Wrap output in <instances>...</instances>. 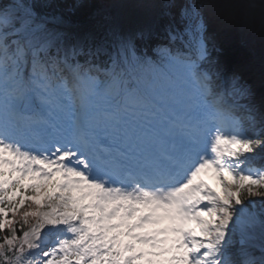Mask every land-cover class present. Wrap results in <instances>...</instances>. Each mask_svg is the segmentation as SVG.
I'll list each match as a JSON object with an SVG mask.
<instances>
[{
	"label": "snow or ice",
	"instance_id": "1",
	"mask_svg": "<svg viewBox=\"0 0 264 264\" xmlns=\"http://www.w3.org/2000/svg\"><path fill=\"white\" fill-rule=\"evenodd\" d=\"M188 20L195 59L161 50L184 69L187 90L168 126L178 147L160 160L129 139L120 155L131 161L113 163V148L42 120L30 125L37 131L29 144L14 121L0 122V264H264V218L247 211L250 201L264 202V166L252 163L264 153V116L245 86L233 80L226 96L214 72L199 71L212 64L206 29L198 12ZM28 27L0 8V102L34 93L81 110L102 96L125 109L138 103L131 73L49 59L25 39ZM126 63L149 67L130 54ZM257 228L260 259L252 256ZM48 232L56 239L44 250Z\"/></svg>",
	"mask_w": 264,
	"mask_h": 264
},
{
	"label": "trees",
	"instance_id": "2",
	"mask_svg": "<svg viewBox=\"0 0 264 264\" xmlns=\"http://www.w3.org/2000/svg\"><path fill=\"white\" fill-rule=\"evenodd\" d=\"M20 1L21 3L18 5L13 0H0V8H2L3 14L17 23L15 20L18 14L9 12L10 6L15 5L17 12L23 11V14L30 17L31 28L37 27L39 22L45 20L67 28L82 27L90 34L81 49L83 55L77 54L73 61L78 64L86 60L93 61V64L101 70L108 66L109 60L105 56L97 54L95 47L98 40L102 38L106 42L108 41L106 28L109 25L114 6L119 0ZM208 1L154 0L155 16L161 29L153 38L167 41L169 34H178L179 38L176 41H178L179 50L175 53L174 50H171L168 52L169 56L178 55L183 58L191 56L194 60V53L190 51L188 39L184 34L189 25L188 16L193 11L198 12L205 25L206 31L203 39L208 49L209 59L212 61L211 65L205 64L199 71L205 72L208 69L214 72L218 86L221 91L224 90L226 96L231 94L233 80L245 86L250 92L252 106L259 115L264 116V73L261 72V68H264V62H260V59L264 57V0H255L254 4L251 2L247 4L245 0H241L240 4L233 8V19H242L243 17L246 19L247 11L251 10L252 12V29H248L241 36H238L234 29L226 31L220 28L222 25L221 16L209 13L207 10ZM259 2H262L261 6H258L257 3ZM231 23L232 20H228L227 24L230 25ZM96 24L102 27L98 29ZM244 37L250 39L249 49L240 46V38ZM143 40L144 37H141L136 41V47L140 54L142 47H144ZM51 53L58 57L61 51L59 48H55V51ZM260 155L261 153H258L252 161L256 168L264 166V159L258 158ZM250 203L252 207L248 209L256 212L259 218H264L260 217V214L264 213V202L253 200Z\"/></svg>",
	"mask_w": 264,
	"mask_h": 264
},
{
	"label": "rangeland",
	"instance_id": "3",
	"mask_svg": "<svg viewBox=\"0 0 264 264\" xmlns=\"http://www.w3.org/2000/svg\"><path fill=\"white\" fill-rule=\"evenodd\" d=\"M13 1L15 3H17L18 5H19V3H21L20 0H13ZM121 1L117 2V4L115 5L114 13H111L110 22H109L110 24L107 27L111 38H112V26H113V23L115 21L116 13H118L120 11H121L122 19H123V24L125 25L126 30L129 31V30H132L134 28V30H132L133 32H131V37H130L131 41H134L136 39V37L141 33H142V35L147 34V36H148L150 34V31H151V33H153L152 31L154 29L156 31L157 30L160 31V27H159L158 23L156 25V16H155L156 15V7H155V4L152 0H136L134 2H130V3H126V4H124V2H121ZM240 1L241 0H209L208 4H207V10L211 14H219L221 16V22H222V25H220L221 29H225L226 31H228L229 29H234L236 31V34L239 35L238 28L236 27L234 22L232 21V23L230 25H228L227 23H228V20L232 19V13L234 12L233 8L237 7L240 4ZM245 2L247 4L249 2L254 4L255 0H250V1L245 0ZM9 12L11 14H16V13L18 14L17 19L15 20L17 22L16 23L17 25H20L22 21H27L29 27L27 28V30L25 32V39L32 42V40L28 39V37L32 33L39 32V36L35 40V41H37V43L35 42V44H33L36 48L45 47V49H47L51 46L55 47L58 43L57 40L61 38L60 36L64 32H68V33H66V35H68V37L65 38L62 42L63 46H65L66 54L71 56V53H72V50L74 49V47H77L75 52L78 50V52H80V54H81V51H79V48L82 47L83 43L85 42V39L89 36V33L85 30L74 29V30H71L69 32L63 26H60L59 24H55L54 22H51L48 20H45L43 22H39L38 27L35 29H32V28H30V17L23 14V11L20 13L17 12L15 5L10 6ZM248 15L249 16L251 15L250 12H248ZM239 20L244 22L245 18L243 17L242 19H239ZM96 26L98 29H99V27H102L99 24H96ZM149 26L151 27L149 29L150 31H148ZM247 27L250 30L252 29V25H251L250 20H248L247 22L245 21V26H243L242 29L245 30V29H247ZM68 39H71L72 41H69ZM45 40H47V41L45 42ZM148 41H149V38L147 37L146 43H148ZM170 49L171 48L167 47L166 45L160 46V45L152 44L149 46V50H150L149 53L152 54L153 57H150L149 55H147V57L145 59L144 58L140 59L139 56H135L133 54V57L136 60L144 61V62H146V64L152 65V70H150L151 72L147 71L145 69V72L147 74L146 80L143 82L142 79H139V81H138L137 86H139L140 91L137 92V98L142 97L147 101L149 100L150 103L154 102V103H156V105H155L156 107H158L162 104L168 105V103H166L164 99H158L164 93L172 92L174 89H175L174 91H176L178 89V90H181L180 95H184V93L187 90L186 83H185L184 69L181 67L180 63L170 64L167 57H165L163 52H161V50H164L168 54V51ZM173 50H175V49H173ZM97 52H99V54H107L108 56L111 53L109 47L104 43V40L103 41L101 40L99 42V44L97 46ZM113 55H114V57H113V59H111V62L109 63V67L107 68V70L105 72L97 70L93 66V62H89V61L82 62L80 64V66L85 67V68H91L93 70H97L98 73L103 74V73H106L111 66L116 65L115 64L116 62L118 63L117 58H115L116 54H113ZM174 56H178V55H174ZM47 57H48V55H47ZM42 58H43V56H42ZM74 58H75V56H74ZM164 58H166V59H164ZM156 60L157 61L161 60L160 62L162 64H160V67L156 64ZM260 62H264V57H262V59H260ZM225 64H226V62H225ZM131 69L132 68H130V72H132V74L136 76L137 73L135 72V70L134 69L131 70ZM261 69H262L261 72L264 73V68L262 67ZM168 84L171 85L172 89L170 87H167ZM104 98L105 97L102 96V97L93 99L89 103V105L92 104V106L87 107V109L84 111L86 113H89V111L91 109L95 108L93 111H90V114H89L91 121L93 119V121L95 123H98V120L101 117V111L103 109L102 106H103ZM110 99H113V98H110ZM19 100L20 99L12 101V100L6 99V100L0 102V122L14 121V119L11 118V115H13V116L17 115V108L19 105ZM37 100H38V102H37V116H41V115L45 114L44 109L47 106H46V103H43L38 96H37ZM181 100H183V99L181 98ZM260 100H262V99L260 98ZM55 101L60 102L61 100L57 99ZM65 102L67 103L69 110H72L73 104H69L67 101H65ZM76 105L78 106V102ZM137 106H138L137 108L135 106H132L131 108H129V110H125V113L128 114V116H126L125 118H124V116L122 117L123 114H122L121 110L117 111L119 106L117 107L115 113L116 112L121 113V117H122L121 119L122 120L123 119L124 120H130L131 117H134L135 120L140 121V123H144V122H146L147 116L145 115L146 118H142L144 115L140 114L141 111L143 110L142 109L143 106H141V105H137ZM155 106L150 108L149 110L151 112H155L156 111ZM134 108H136L137 111L135 114H132V111ZM108 110H109V108H108ZM79 111H80V108H78L77 112L73 115L75 117L74 119H78L79 115L77 113ZM110 112H112V111H110ZM70 116H72V115H70ZM147 120H148V118H147ZM114 122H115L114 118L109 119L106 121V126L107 125L111 126V124H113ZM15 123L17 125L18 131L23 130V133H24L27 130L26 128L23 127V125H21V122L19 121L18 118L15 120ZM74 130L77 131L78 128H75ZM91 130H92V128H91ZM21 137H22V135H21ZM258 158L260 160L262 158L264 159V153H261V155ZM249 210L252 212H250ZM249 210L247 209V211L252 216L258 217L257 216L258 214L256 212H254L252 209H249ZM48 243H50V242H46V244L44 245L45 246L44 250H47L46 246L48 245ZM260 243H261V233H260V229L257 228V229H255L253 244H254V246H259ZM230 251H234V249H232ZM252 256L256 259H260V254L255 255V256L252 255Z\"/></svg>",
	"mask_w": 264,
	"mask_h": 264
},
{
	"label": "bare ground",
	"instance_id": "4",
	"mask_svg": "<svg viewBox=\"0 0 264 264\" xmlns=\"http://www.w3.org/2000/svg\"><path fill=\"white\" fill-rule=\"evenodd\" d=\"M122 23H123V19L120 11L116 13L115 21L112 26L114 37L115 36L118 37V34L120 35V32L123 28V26L121 27ZM132 30H134V28ZM132 30H129L120 35L121 43L117 47H114L115 50L119 49L118 52L120 53L119 54L120 64L119 65L116 64L114 66H116L118 70H125L131 74L132 72H130V68L134 69L137 74L136 76L133 74L132 75L135 76L138 79V81L139 79H142V81L144 82L147 76L145 69L147 71L152 70V65L147 64L149 67L145 68L141 66H136L134 63H126V61L128 60L129 53L126 51L122 52L121 50V49L127 50L126 48L127 46H125L127 44H129V47H131L130 37H131V32H133ZM38 36H39V32H35L32 33L28 37V39L32 40V44H35V42L37 43V41L35 40L37 39ZM46 41L47 40H45V42ZM122 45H124V47ZM122 63L126 65V67L124 66L125 67L124 69H122ZM167 87L171 88V85L168 84ZM174 90L172 92L164 93L162 96H160V98H158V99H164L165 102L168 103V105L165 104L164 107H162V109L159 108L157 113V115H159V118L158 117L156 118L155 115H153V113L149 110L150 108L155 106L154 103H150L142 97L138 98V103H140L141 106H144L148 111L146 113L148 120H146V123L144 124L139 123V121L133 118H131L129 121L122 120L121 113H117V112L115 113L117 107L119 106L117 111L121 110L123 114L125 108L122 104V101L119 98L110 99L105 97L99 122L95 123L93 119L91 121V118L89 116L90 111H93L95 108L91 109L89 113L86 112L83 113V111H80L79 119H78L79 127L77 131L79 132L80 135L89 133L91 131V128L95 129L94 132L95 135L98 132L105 130L114 131L115 132L114 135L116 136L117 140L120 141V145L123 146L122 148L125 147V149L128 150L124 142H126L129 139H132L135 141L136 144L140 146L137 149V151H140L142 153L141 155L143 156H145V154L149 155L150 152L152 151V153L154 154L156 153L157 157L161 159L163 155L166 153L165 151L166 144H164L163 147L164 140H167L168 143H171L172 144L171 147L174 146L178 147V145H174V137L170 136L168 131V126L170 125L169 120L172 118V116L167 117V115H164V112L172 113L175 111V113H178L179 111L178 109L182 108L183 100H181V98L183 99L184 95H180L181 90L178 89L176 91ZM46 105H47V107L45 108V114L47 117L46 123L49 122L54 123L56 126H58L61 130L64 131L72 129L73 127L72 117L69 114L71 110L68 109L65 101L61 100L60 102L59 101L57 102L54 100L51 104H46ZM108 108L112 112H110ZM108 118H114L115 124H112L111 126H106L105 124ZM91 135L93 134H90V136ZM55 239H56V233L48 232L45 236V240L46 242H50V243H48L46 248L50 247Z\"/></svg>",
	"mask_w": 264,
	"mask_h": 264
},
{
	"label": "water",
	"instance_id": "5",
	"mask_svg": "<svg viewBox=\"0 0 264 264\" xmlns=\"http://www.w3.org/2000/svg\"><path fill=\"white\" fill-rule=\"evenodd\" d=\"M258 5H259V6L262 5V2H259Z\"/></svg>",
	"mask_w": 264,
	"mask_h": 264
}]
</instances>
